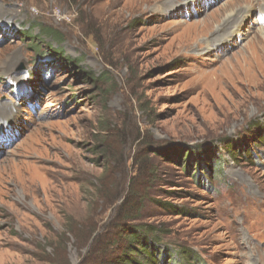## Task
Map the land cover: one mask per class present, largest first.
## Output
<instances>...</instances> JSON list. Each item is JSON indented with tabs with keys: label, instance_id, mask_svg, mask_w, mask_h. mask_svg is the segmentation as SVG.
I'll list each match as a JSON object with an SVG mask.
<instances>
[{
	"label": "rangeland",
	"instance_id": "rangeland-1",
	"mask_svg": "<svg viewBox=\"0 0 264 264\" xmlns=\"http://www.w3.org/2000/svg\"><path fill=\"white\" fill-rule=\"evenodd\" d=\"M161 1L0 0V264H97L131 209L169 249L264 264V12L208 49L250 0ZM188 149L222 158L227 183L196 185Z\"/></svg>",
	"mask_w": 264,
	"mask_h": 264
},
{
	"label": "trees",
	"instance_id": "trees-1",
	"mask_svg": "<svg viewBox=\"0 0 264 264\" xmlns=\"http://www.w3.org/2000/svg\"><path fill=\"white\" fill-rule=\"evenodd\" d=\"M34 28L36 27H33V29ZM29 32L31 33V30ZM37 36L45 38L50 37L49 39L51 40L57 39L58 43L62 42L59 41L61 36L50 28H40ZM37 36H35L33 39H36ZM30 39L31 38H29V40ZM47 45L49 50L55 55L59 56L61 61L67 59L60 48H57V51H55L53 48H51L50 44ZM59 52L60 55L58 54ZM75 63H78V61H75L71 65ZM85 77L86 79H89L93 85L105 82L103 81L104 78L99 79V77L96 78V76L92 74L91 76L86 75ZM258 141L261 142V140ZM230 147L229 145H226L225 148L227 149L228 154H232L230 156L233 157L235 155L233 151L235 150H230ZM249 151L250 150L248 149L247 151L238 155L245 157ZM154 154L157 155L159 152L155 151ZM222 163V158L218 157L215 159V153L211 151L207 152V155H205V152L203 154H194V152H191L190 149L186 150V153L182 159L176 161V165L184 169V172L192 175L191 178H193L197 173L193 182L200 188L209 187L210 185L208 182L206 185H204V178H208L209 180H212V182H216L217 180L221 179L219 184L227 183L225 176H223ZM105 194L106 193L103 192V195ZM107 195L108 194H106V196ZM109 202H111L110 205H113L115 201L109 200ZM183 213V211L180 212V215H183ZM133 215L134 211L132 209L130 213L127 212L124 218L125 224L120 226L121 231L118 233L119 237L121 234H123V237H128V239H126L127 242L125 246L120 250H117L115 247H113V245L108 244L109 246L104 250L107 254V257L103 261H97V264H207V261L201 255L196 254V252L192 251L191 249H188L189 253L187 254V251L181 246H178V251H175V249H169L167 246L165 247L163 245L164 238H166L164 235L165 233L158 227H128L126 224L127 218L129 219V217ZM158 245H160V247H158ZM135 254H137L136 257ZM140 257L143 258V262H137L138 258Z\"/></svg>",
	"mask_w": 264,
	"mask_h": 264
},
{
	"label": "bare ground",
	"instance_id": "bare-ground-1",
	"mask_svg": "<svg viewBox=\"0 0 264 264\" xmlns=\"http://www.w3.org/2000/svg\"><path fill=\"white\" fill-rule=\"evenodd\" d=\"M176 0H166L165 2L161 1L160 3V11L162 12H168L169 10H174L177 6L181 5H177L174 6V2ZM182 1V0H179ZM202 0L200 6L203 8H199V10L204 9V7L209 4V1L206 0ZM214 1V0H213ZM216 1V0H215ZM218 1V0H217ZM196 2V1H194ZM258 5V7L260 6L261 8L259 9L261 14L263 16V12H264V0H250V4L247 7H243L242 11L239 14H231L227 17V22L225 23V26L221 29H218L216 31L213 32L214 35H212L211 38H208V43L206 44L208 49H214L216 47H218V45L220 44L223 45L225 42H229L228 40H231L232 37H237V38H241L243 39L244 36H246L248 34V30H246V21L251 17V21L253 20V17L251 16L252 12L251 9L253 8L254 5ZM196 6V5H195ZM172 12V11H171ZM208 15V13H207ZM263 18H259V17H255V20L252 21L251 23L255 25L257 24H261L263 23ZM264 31V30H263ZM260 32V31H259ZM262 37L264 38V34L262 32H260ZM259 33V34H260ZM218 34H221V37H218ZM256 37V36H255ZM239 39L236 41H233L231 43L230 46L232 45H236V42H239ZM205 45V44H204ZM53 55H55L53 53ZM59 58V56H57ZM66 60V59H65ZM12 67L10 66L9 69H11ZM10 111H8V107L4 106L0 108V134L2 133V130L4 128L5 124H8V120L10 117H12V115L10 116ZM3 148H5L4 146H2Z\"/></svg>",
	"mask_w": 264,
	"mask_h": 264
}]
</instances>
